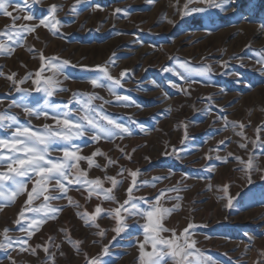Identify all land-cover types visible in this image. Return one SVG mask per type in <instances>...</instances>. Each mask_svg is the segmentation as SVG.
Returning <instances> with one entry per match:
<instances>
[{
  "label": "rangeland",
  "instance_id": "rangeland-1",
  "mask_svg": "<svg viewBox=\"0 0 264 264\" xmlns=\"http://www.w3.org/2000/svg\"><path fill=\"white\" fill-rule=\"evenodd\" d=\"M13 3L22 5L23 0H13ZM52 4L60 5L62 9L55 14V20L60 22L58 31L40 26L15 44L7 41L6 36L0 37V41L14 48L12 53L0 54V69L4 74L0 76V113L16 115L20 124H30L34 130H42L46 123L54 124L50 118L27 116L20 107L13 106L14 101L21 102V95L4 77L16 73L19 80L29 73L34 74L41 67L40 53L47 58L69 61L63 69L64 74L58 76L59 88L68 91L57 90L51 97L52 102L63 105L72 101L73 93H95L103 97V101L95 100L93 105H102L104 113L133 133L123 139L114 137L111 141L94 142L88 135L75 141L82 146L80 155L91 156L97 150L104 153L95 157L102 167L107 165L106 157L117 161L106 170L96 167L89 170L87 163L81 161L80 167L88 170V178H100L105 189L112 187L105 180L106 175L123 181L122 186L118 184L111 193L116 201L123 203L128 198L126 190L131 177L127 172L118 175L122 167L140 170L138 184L152 183L155 177H167L155 181V187L142 185L139 191L134 190V196L152 201L163 190L180 189L166 193L161 199L160 204L165 208H173L179 203V208L161 223L174 229L177 236L190 223L196 225L190 229L194 234L189 242L196 241L195 247L189 249L193 253L189 257L190 264L199 261L206 264H264V148L254 147L251 143L254 140L259 143L256 129L264 126V66L258 63L264 58V30L258 23L264 20V0H254L251 7L249 0H237L232 6L233 11L222 13L209 8L203 13L186 16L183 15L185 4L188 8L208 6L188 3V0H85L77 6L81 11L73 13L75 0H42L31 10L33 21L20 20L17 25L31 26L39 19L47 18ZM90 5H99L103 10ZM117 8L126 9L130 14L115 13ZM241 9L251 22H240L237 12ZM9 11L14 16L24 15L13 7ZM12 23L0 10V32ZM181 64H185V68L180 67ZM97 65H107L110 74L116 78L128 70L123 78V88L117 91L131 97L135 104L117 103L106 88H93L87 82L97 74L86 68ZM201 66H210L211 71L204 76L193 73L191 84L181 78L188 75L186 68ZM165 67H171L178 74L164 72ZM42 75L51 77L53 72L46 67ZM64 75L69 78L64 79ZM172 84L178 87H172ZM20 87L32 89L35 86L29 80ZM208 97L214 102L211 111ZM45 98L33 92L28 102L33 107H40ZM71 106L77 107L74 103ZM79 115L74 112L72 119ZM220 117H227V121ZM240 123L246 127L241 129ZM185 125L187 140L184 138ZM11 131H0V138L9 137ZM240 131L247 139L236 135ZM259 137L264 140V131ZM221 141L225 143L221 144ZM241 143L247 144L246 150L239 147ZM173 148L178 151L173 153ZM119 149L131 155V160L123 158ZM52 156L60 157L62 153L53 151ZM217 156L221 159H216ZM250 156L254 158L253 170H242L246 163L241 164L235 157L247 162ZM225 159L227 163L223 162ZM32 186L31 183L28 185L29 191ZM47 194L59 193L50 188ZM67 195L74 203L70 204L67 198L47 202L62 211L28 240L25 245L28 251L0 250V264H12L13 261L15 264H51L50 255L55 257V264H88L89 258L101 253L103 245L110 246L109 255L102 257L107 264H139L137 237L141 242L144 239L143 219L122 213L128 230L116 236L112 231L116 226L113 218L98 217L97 228L78 214L93 213L97 205L105 210L115 209L118 203L96 195L89 199L87 191H77L75 186L70 187ZM229 196L233 198L231 208L227 207ZM26 199V193L14 202L0 199V205H3L0 208V232L11 229L9 236L13 239H28L14 223ZM43 203V197L34 199L32 207ZM101 231L105 233L103 237L98 234ZM161 235L172 238L170 232ZM69 239L73 243H69ZM38 245L48 247V253ZM13 247L18 249L16 245ZM147 250H151L150 246Z\"/></svg>",
  "mask_w": 264,
  "mask_h": 264
},
{
  "label": "snow or ice",
  "instance_id": "snow-or-ice-1",
  "mask_svg": "<svg viewBox=\"0 0 264 264\" xmlns=\"http://www.w3.org/2000/svg\"><path fill=\"white\" fill-rule=\"evenodd\" d=\"M85 0H75L71 11L73 13L81 11L77 6L84 3ZM154 2V0H152ZM254 0H249L251 7ZM42 3V0H23V4H14L13 0H0V10H3V15L9 17L13 23L10 27L6 28L5 31L0 32V37H7V41H11L13 44L18 43L24 38L25 34L33 33L40 26L48 28L50 31L57 30L60 22L55 20V14L62 10L60 5L52 4L48 8L49 16L47 18H41L34 25L21 24L17 25V21H33L34 16L32 14V8ZM188 3H200L206 4L208 8L195 7L188 8V4L184 5L183 15H191L192 13H203L210 9H218L220 12L233 11V5L237 3V0H188ZM94 9L100 8L99 5H90ZM239 6V5H237ZM13 7L19 13L24 15H13L9 8ZM100 10H103L100 8ZM115 13H123L129 15L126 9H115ZM240 22H251L248 20L247 14L241 9L237 12ZM172 23V21H169ZM261 30H264V20L258 22ZM14 48L6 42L0 41V54L12 53ZM32 51H35L32 49ZM39 59L42 62L40 69L34 74L29 73L25 77L16 79L17 74L12 73L7 75L6 78L9 80L14 90L21 95V102H13V106L20 107L25 115L35 116L36 118L44 117L50 118L54 121V124H44L42 130H34L33 127L28 125L20 124L19 118L16 115H8L0 113V131L12 129L11 134L7 138H0V168L5 169L0 171V199L14 202L15 199L22 195L27 194L24 207L18 214V218L14 223L18 226V230L23 231L27 234L28 239L15 238L9 236L12 231L9 228H5L0 232V250H19L21 252L28 251L25 245L28 244V240L38 231L49 219H55L56 214L62 211L61 208L52 207L49 201L61 200L67 198L69 203H74L72 198L68 196V192L71 186H75V190H84L88 192V198L92 195L97 197L103 196L105 201L116 202L119 204L118 207L111 210H105L101 206L97 205L93 213H81V219L86 222L91 221L90 226L99 228L95 221L98 217L104 215L106 218L110 217L116 221V226L112 229L116 233V236H120L128 230V224L126 218L122 216V213H127L128 217L139 216L145 222L141 225L143 241H139L137 237V246L139 249V264H190L189 257L193 255L189 249L195 247L196 241L192 240L189 242L190 236L194 233L190 232V229L196 227V225L190 223L187 228L183 230L180 236H177L174 229H168L161 223L162 220L171 215V213L179 208V203L174 205L173 208H165L160 204L161 199L168 192L180 191L178 188H171L163 190L157 197L152 201L147 198L135 197L134 190L139 191L142 185H148L155 187V181H162L167 177H155L154 182L149 183L148 181L137 183V177L141 175L140 170L132 171L127 168H121L118 175L123 176L124 173H128L131 177L130 186L127 188V199L123 203L116 201V197L111 195L113 189L117 185L123 184V181H118L113 176H105V180L109 181L112 185L111 188L105 189L103 187V181L100 178L89 179L88 170L80 167V162L85 161L90 170L93 167L106 170L107 166H111L117 163V161L107 158V165L101 166L95 161L96 156L105 155L100 150L92 153L91 156L80 155L82 146L74 143L75 141L83 139L86 135L91 137V140L98 142L101 139L111 141L114 137L123 139L125 136H131L132 130L121 122L116 121L103 111V107L94 106L93 101L101 100L103 97L98 96L95 93H73V99L69 103L63 105L53 103L51 97L58 90L61 92L68 91L64 88H59L61 81L58 79L59 75H63V69L68 65L69 61H59L58 58H47L43 53L39 54ZM55 61V62H54ZM262 66H264V58L258 60ZM223 66V65H222ZM48 68L53 72V76L45 77L42 74L45 72V68ZM75 67V66H74ZM180 67L185 68V64H181ZM86 70L95 72L97 75L90 77L89 82L93 88H106L111 95L115 97V102L123 103L124 106L135 104V101L127 95L120 94L117 89L123 88L124 77L127 75L128 70H124L119 78L113 77L110 74L107 65H97L94 68H86ZM164 72L175 73L171 67H165ZM188 73L187 76H181L187 83H193L191 75L193 73L204 76L211 71L210 66H201L198 69L186 68ZM3 71L0 69V76H3ZM67 75H64V79H68ZM29 80L35 86L32 89L22 88L20 85L27 83ZM104 81L110 83L105 84ZM155 83V82H153ZM158 87V85H157ZM172 87H178L176 84H172ZM40 93L43 97V104L40 107H33L28 101L32 97V93ZM86 97V100L84 99ZM210 101L209 111L212 107V98H207ZM76 104L77 107L73 108L71 105ZM108 103V101H104ZM223 111V110H221ZM78 112L80 115L76 119H72L73 113ZM220 119L227 121V117H220ZM227 126V125H226ZM232 127L235 128V122ZM241 129L246 126L243 123L239 124ZM143 130V128H142ZM264 131V126L256 129L257 132V143L256 140L251 141L254 147L264 148V140H260L259 133ZM236 135L244 137L243 131L237 132ZM187 136V125H185V137ZM224 144L225 141H221ZM57 145H63L62 147H55ZM241 149H247V144H239ZM123 158L131 160V155L124 152L123 149H119ZM59 151L62 153L60 157H53L52 152ZM135 151V149H133ZM173 153L178 150L173 148ZM229 156L232 154L229 153ZM149 159V158H146ZM210 159V157H209ZM216 159H221L219 156ZM241 164L246 163V168L242 169L245 171L253 170V157L250 156L248 161L245 162L240 157H235ZM223 162L227 163L225 159ZM249 182H251V176H248ZM32 184V188L29 191L28 185ZM11 187H10V186ZM50 188H54L59 194L49 195ZM14 189V190H13ZM227 191V188H225ZM7 193V195H6ZM43 197L45 203L38 207H32L34 199ZM170 199L179 200V197H171ZM147 205V208L142 207ZM78 206V205H77ZM233 206V198L228 197L227 207ZM3 205H0L2 208ZM27 213H33L36 215L28 216ZM42 213V216L39 215ZM63 231V229H61ZM170 232L172 238H164L161 233ZM101 237L105 235L103 231L98 233ZM181 238L183 242L181 243ZM115 237L113 238V241ZM73 243L71 239L68 241ZM18 246L14 248L13 246ZM150 246L151 250H147ZM159 246V247H158ZM42 247L43 251L48 253L49 249L46 246ZM109 245H103L101 253L97 257L89 258L88 264H107L102 259L104 256L109 255ZM79 251V249H77ZM32 254H35V249H32ZM198 255H203L198 253ZM210 259V258H208ZM51 264H55V257L50 255ZM15 264V261L12 262ZM198 264H206L204 261H199Z\"/></svg>",
  "mask_w": 264,
  "mask_h": 264
}]
</instances>
